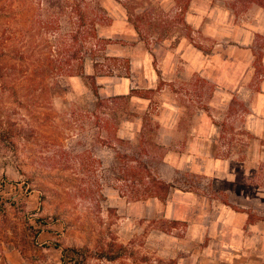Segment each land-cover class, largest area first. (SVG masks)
Here are the masks:
<instances>
[{
  "label": "rangeland",
  "instance_id": "rangeland-1",
  "mask_svg": "<svg viewBox=\"0 0 264 264\" xmlns=\"http://www.w3.org/2000/svg\"><path fill=\"white\" fill-rule=\"evenodd\" d=\"M74 2L96 36L72 15ZM191 6L0 0V257L8 264H193L188 228L207 224L224 195L210 176L165 159L188 153L200 115L217 127L212 156L247 162L248 181L264 186V158L250 151L264 137L245 127L241 95L225 106L206 78L178 79L176 67H164V47L179 38L206 54L212 46L189 21ZM150 175L167 190L155 194ZM169 192L187 219L168 215Z\"/></svg>",
  "mask_w": 264,
  "mask_h": 264
},
{
  "label": "crops",
  "instance_id": "crops-1",
  "mask_svg": "<svg viewBox=\"0 0 264 264\" xmlns=\"http://www.w3.org/2000/svg\"><path fill=\"white\" fill-rule=\"evenodd\" d=\"M191 12L189 21L202 30L212 46L206 54L187 39L179 38L175 48L164 47V67L167 70L176 67L178 79L189 80L195 74L206 78L221 90L220 95L224 91L225 106L230 105L233 93L241 95L250 109L245 127L255 137L263 138L264 0H192ZM175 62L177 65L173 66ZM202 116L199 127L194 128L197 140L192 142L188 153L177 156L176 152H170L165 159L168 166L210 176L224 195V199L213 200L214 215L207 224L200 222L188 228L185 244L192 250V262L264 264V186L248 181L251 170L247 162L212 156V138L217 127L210 117ZM199 136L204 140L202 146ZM250 151L264 158V147L260 148L256 140ZM175 194L171 192L168 196L171 199ZM189 196L196 198L188 194L183 199ZM172 202L168 215L187 219L184 202L175 197ZM206 237V244L200 246L199 242ZM0 264H8L5 257H0Z\"/></svg>",
  "mask_w": 264,
  "mask_h": 264
},
{
  "label": "trees",
  "instance_id": "trees-1",
  "mask_svg": "<svg viewBox=\"0 0 264 264\" xmlns=\"http://www.w3.org/2000/svg\"><path fill=\"white\" fill-rule=\"evenodd\" d=\"M80 8H82V7L79 4H77L76 2H74L73 5L71 6L72 13H73L72 15H76V17L78 18L79 22H82L83 25H88L89 33L92 35L91 37H93L94 35L96 36V30L94 28L90 29V25L91 24L89 25L87 23L89 21V19H87L88 17L86 16V14L83 13L82 9H80ZM132 22H134V21L132 20ZM85 36H86V34H85ZM66 73L69 76L82 74V73H75V72H72V71L66 72ZM98 73H99L98 75L103 74L102 71H99V70H98ZM150 177H151V182H152L151 186H153V187H151V189H154L155 194L159 195L160 192L165 191L164 189L168 188L167 185H164L161 181H158L157 178L153 177L152 175H150Z\"/></svg>",
  "mask_w": 264,
  "mask_h": 264
}]
</instances>
